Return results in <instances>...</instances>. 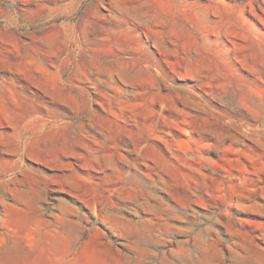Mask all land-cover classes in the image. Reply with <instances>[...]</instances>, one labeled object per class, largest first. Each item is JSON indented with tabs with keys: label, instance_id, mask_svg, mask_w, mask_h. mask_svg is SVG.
<instances>
[{
	"label": "rangeland",
	"instance_id": "1",
	"mask_svg": "<svg viewBox=\"0 0 264 264\" xmlns=\"http://www.w3.org/2000/svg\"><path fill=\"white\" fill-rule=\"evenodd\" d=\"M0 264H264V0H0Z\"/></svg>",
	"mask_w": 264,
	"mask_h": 264
}]
</instances>
